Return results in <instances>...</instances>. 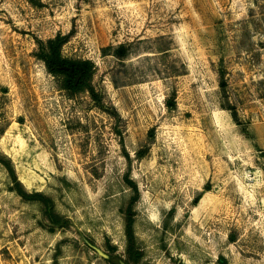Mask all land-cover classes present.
<instances>
[{"label":"rangeland","instance_id":"1","mask_svg":"<svg viewBox=\"0 0 264 264\" xmlns=\"http://www.w3.org/2000/svg\"><path fill=\"white\" fill-rule=\"evenodd\" d=\"M57 34L88 90L36 56ZM0 154L67 221L0 164V264L125 260L132 183L138 264H264V0H0Z\"/></svg>","mask_w":264,"mask_h":264},{"label":"trees","instance_id":"2","mask_svg":"<svg viewBox=\"0 0 264 264\" xmlns=\"http://www.w3.org/2000/svg\"><path fill=\"white\" fill-rule=\"evenodd\" d=\"M67 35L57 34L52 38L46 40L37 39L38 49L36 56L41 59L47 71L54 76L61 78L60 88L65 89L70 95H74L81 91L89 89V81L93 72V63L87 59H72L62 55L61 48L67 41ZM118 57L126 56V46L120 44L117 49ZM78 78L75 82V78ZM220 86L224 87V81L220 82ZM174 103H168V106H172ZM0 164L6 169L10 191H14L23 201L37 202L42 209L43 214L47 217L51 223L49 229L54 230L53 225L60 227L66 224V220L62 217H58L54 208V202L52 198L39 191H28L21 181L18 179L14 166L11 160L4 154H0ZM134 192L131 198L130 204L127 206L124 212V235H125V254L126 259H119L114 261L115 257L108 256V260L115 264H138L141 260V250L139 249L134 233V213L132 212V203L137 196V187L134 183L131 185Z\"/></svg>","mask_w":264,"mask_h":264},{"label":"water","instance_id":"3","mask_svg":"<svg viewBox=\"0 0 264 264\" xmlns=\"http://www.w3.org/2000/svg\"><path fill=\"white\" fill-rule=\"evenodd\" d=\"M77 78H78V75H77L76 78H75V82H76Z\"/></svg>","mask_w":264,"mask_h":264}]
</instances>
